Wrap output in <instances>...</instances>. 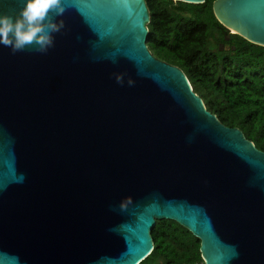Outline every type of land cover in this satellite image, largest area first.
<instances>
[{"label": "water", "instance_id": "water-1", "mask_svg": "<svg viewBox=\"0 0 264 264\" xmlns=\"http://www.w3.org/2000/svg\"><path fill=\"white\" fill-rule=\"evenodd\" d=\"M212 12L264 47V0ZM59 19L46 54L0 45V264H140L161 220L204 264H264V152L153 56L146 1L66 0Z\"/></svg>", "mask_w": 264, "mask_h": 264}, {"label": "trees", "instance_id": "trees-1", "mask_svg": "<svg viewBox=\"0 0 264 264\" xmlns=\"http://www.w3.org/2000/svg\"><path fill=\"white\" fill-rule=\"evenodd\" d=\"M145 1L150 13L147 47L153 56L179 67L206 109L264 152V47L229 34L213 15L214 0ZM223 31L230 42L220 50ZM151 237L153 250L140 264L202 260L200 241L174 221H156Z\"/></svg>", "mask_w": 264, "mask_h": 264}, {"label": "clouds", "instance_id": "clouds-1", "mask_svg": "<svg viewBox=\"0 0 264 264\" xmlns=\"http://www.w3.org/2000/svg\"><path fill=\"white\" fill-rule=\"evenodd\" d=\"M65 12L66 0H23L17 13H0V45L13 54L26 48L46 54L54 47V34L65 28L63 20L59 19ZM116 82L123 85V77L118 75ZM127 83L132 86L134 82Z\"/></svg>", "mask_w": 264, "mask_h": 264}, {"label": "flooded vegetation", "instance_id": "flooded-vegetation-1", "mask_svg": "<svg viewBox=\"0 0 264 264\" xmlns=\"http://www.w3.org/2000/svg\"><path fill=\"white\" fill-rule=\"evenodd\" d=\"M223 33V41L220 43V50H224V49H226V45L227 44H229V42H230V37H229V35L225 32V31H223L222 32ZM163 61V60H162ZM165 62V61H164Z\"/></svg>", "mask_w": 264, "mask_h": 264}, {"label": "built area", "instance_id": "built-area-1", "mask_svg": "<svg viewBox=\"0 0 264 264\" xmlns=\"http://www.w3.org/2000/svg\"><path fill=\"white\" fill-rule=\"evenodd\" d=\"M192 264H204V262H203V260H201L200 262L192 263Z\"/></svg>", "mask_w": 264, "mask_h": 264}]
</instances>
